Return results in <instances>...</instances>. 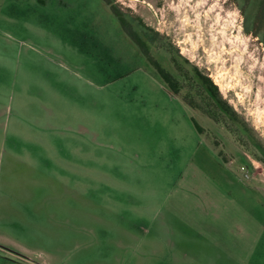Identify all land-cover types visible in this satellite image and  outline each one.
<instances>
[{
    "label": "rangeland",
    "instance_id": "374dc122",
    "mask_svg": "<svg viewBox=\"0 0 264 264\" xmlns=\"http://www.w3.org/2000/svg\"><path fill=\"white\" fill-rule=\"evenodd\" d=\"M113 2L146 55L104 0H0V264H264L259 0ZM14 131L96 168L57 184L7 154ZM8 176L48 179L24 200Z\"/></svg>",
    "mask_w": 264,
    "mask_h": 264
},
{
    "label": "crops",
    "instance_id": "0c3cea01",
    "mask_svg": "<svg viewBox=\"0 0 264 264\" xmlns=\"http://www.w3.org/2000/svg\"><path fill=\"white\" fill-rule=\"evenodd\" d=\"M45 130L43 131V136H46L45 134ZM3 131H0V134L2 135ZM7 134L10 137V147H8L7 149V154H10V156H13L15 152H18V155H22L24 154L25 158H26V164L29 166H25V168H30L32 169V171L35 170L37 167L39 166H44V165H48L50 167V169L52 170H58L55 172V174L53 175V180L57 181V184H61L64 186H72L73 184H76V179L79 180L78 174H77V170L80 168H85L87 169V174L89 173V171H93V169L96 168V165L93 161H89L88 157L86 158H80L79 153L80 152H85V150L79 151V150H70L71 147L69 146H64V147H69V148H62V152L58 151V149H55L54 146H52V144L50 143L49 148L45 147L44 145L42 146L40 142H36L35 140H31L23 137L20 138V134L16 131ZM22 137V136H21ZM46 138V137H45ZM0 142L2 143L3 141L0 140ZM0 143V144H1ZM20 144V146H19ZM16 149V151H15ZM52 153V155H51ZM17 154V153H16ZM48 154V155H47ZM49 156V157H48ZM30 160H32L30 162ZM30 163H33V165H30ZM15 167L14 169H18V166H12ZM10 168V167H8ZM11 169V168H10ZM58 173V175H57ZM21 176V174H20ZM8 182H14L16 184L20 185V197L22 199L29 197L32 195L39 196V194H41L40 188L41 186H45L46 185V180L48 179L43 178L41 179L40 177H32L27 179V177L24 178H19L17 176L16 179L14 178H10V176H8ZM84 177H81V179H83ZM80 179V180H81ZM93 179V178H92ZM94 180V179H93ZM55 181V182H56ZM82 181V180H81ZM92 180H90L91 182ZM123 180L120 179H115L113 182L108 181L106 183L107 186H111V185H121L123 187L115 189V191H121L124 190V194L128 195L130 197V194L126 193V189L124 187V185H126L125 182H121ZM22 185V186H21ZM34 186L35 188L33 189ZM37 190V193L35 194ZM67 191V190H66ZM69 191V190H68ZM72 191V187H70V192ZM110 191V190H109ZM107 195V194H106ZM109 195V193H108ZM110 196V195H109ZM110 199V198H109ZM130 199V198H129ZM25 200V199H24ZM137 201V200H135ZM120 210L121 213L123 215V212L126 213L125 215H129V216H141L142 212L141 209L138 208V204L136 202L135 207L136 208H131V207H124L120 205ZM188 262H190V260H188Z\"/></svg>",
    "mask_w": 264,
    "mask_h": 264
},
{
    "label": "trees",
    "instance_id": "16d2710c",
    "mask_svg": "<svg viewBox=\"0 0 264 264\" xmlns=\"http://www.w3.org/2000/svg\"><path fill=\"white\" fill-rule=\"evenodd\" d=\"M105 3L108 4L109 9L115 16L116 20L118 21L120 27L125 32V34L134 42V44L138 47V49L146 55L147 53V44L142 38V36L139 34L141 32H136L131 24L129 23V20L125 18V16L119 11L117 4L113 2V0H104ZM256 17H258V20L261 21V23L264 24V0H259L257 9L255 11ZM246 31H249L247 27H245ZM262 41L264 42V37L262 38ZM156 68V72L160 75V77L163 79V81L168 85L169 90H172L173 92L176 91V78L172 74H170L167 71H162V69ZM160 70V71H159ZM159 71V72H158ZM188 73L192 80L197 81L199 83V86L205 91L206 95L210 96L211 98H215L214 102L216 105L224 112L229 113V107L227 104L220 99V96L217 92V88L214 83H212L211 79L206 74H201L196 66L191 65L188 69ZM183 100L188 105L194 107L195 105L190 102L189 100L185 99L183 97Z\"/></svg>",
    "mask_w": 264,
    "mask_h": 264
}]
</instances>
